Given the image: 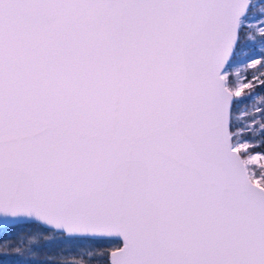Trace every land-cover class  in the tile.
<instances>
[{"label":"snow or ice","instance_id":"snow-or-ice-1","mask_svg":"<svg viewBox=\"0 0 264 264\" xmlns=\"http://www.w3.org/2000/svg\"><path fill=\"white\" fill-rule=\"evenodd\" d=\"M20 223L0 257L264 264V0H0V227Z\"/></svg>","mask_w":264,"mask_h":264},{"label":"trees","instance_id":"trees-1","mask_svg":"<svg viewBox=\"0 0 264 264\" xmlns=\"http://www.w3.org/2000/svg\"><path fill=\"white\" fill-rule=\"evenodd\" d=\"M34 228L33 225L27 223L13 224L10 226L0 227V240L7 238L8 236H15L19 232H30ZM115 243V242H112ZM66 244L64 241L55 239L52 241L41 240L37 247L40 249V258L37 260L24 261L18 257L8 256L0 257V264H49V262L44 258L45 253H55L63 249L67 254L63 259H73L78 258L75 256V252L69 249H66ZM109 244H102L99 247H108ZM56 259V257H54Z\"/></svg>","mask_w":264,"mask_h":264},{"label":"rangeland","instance_id":"rangeland-1","mask_svg":"<svg viewBox=\"0 0 264 264\" xmlns=\"http://www.w3.org/2000/svg\"><path fill=\"white\" fill-rule=\"evenodd\" d=\"M103 243H104V244H108L107 242H103ZM103 243H101L100 245H102ZM66 249L72 250V251H74V252H78V251H79L78 248L74 249L73 246H72L71 244H66Z\"/></svg>","mask_w":264,"mask_h":264},{"label":"water","instance_id":"water-1","mask_svg":"<svg viewBox=\"0 0 264 264\" xmlns=\"http://www.w3.org/2000/svg\"><path fill=\"white\" fill-rule=\"evenodd\" d=\"M10 225H13V224H9V225H4V226H10ZM4 226H3V227H4Z\"/></svg>","mask_w":264,"mask_h":264}]
</instances>
